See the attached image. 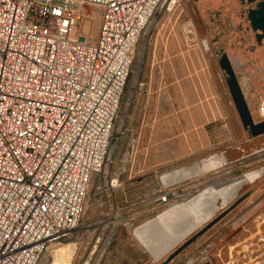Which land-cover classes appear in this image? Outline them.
<instances>
[{
	"label": "rangeland",
	"instance_id": "obj_1",
	"mask_svg": "<svg viewBox=\"0 0 264 264\" xmlns=\"http://www.w3.org/2000/svg\"><path fill=\"white\" fill-rule=\"evenodd\" d=\"M262 2L163 0L132 54L133 67L105 165V172L123 173L124 187L116 193L122 206L137 205L153 192L164 190L163 180L170 167L177 164L180 170L189 152L202 153L196 164L216 155L231 169L196 178L192 186L179 191L186 196L163 219L158 218L173 206L150 210L139 221L120 226L96 263L90 262L92 248L87 247L104 211V198L96 194L99 180L95 177L78 229L52 245L38 264H55L60 252L70 246L75 250L64 258H68L66 264H161L247 193L250 196L239 205L246 204L247 209L237 220L249 224L248 236L252 232L253 238L248 243L253 244V249L248 248L249 260L241 264H264V173L253 183L244 184L234 199L227 200L232 194L228 192L244 182V176L264 170V137H252L244 130L224 69L228 64L235 67L238 79H246L251 85L247 99L250 102L261 99L264 104V69H249L253 60L247 61L249 56L244 51L250 46V53L264 52L262 44L254 41L264 43V38L258 30L247 27L252 15L257 19L258 10L264 9L258 6ZM86 13L90 19L76 33L95 43L100 14L92 8ZM256 108L252 110L257 111ZM131 145L135 146L133 156ZM225 180L231 184L222 186ZM199 195L203 198L197 199ZM194 199H197L194 205H185ZM208 199H212L210 204ZM153 221L159 229L140 239L136 230ZM169 247L168 252L157 258L156 249L162 253ZM209 249L204 254L198 249L197 240L169 264H205L204 255L208 262L217 264ZM227 264L238 263L233 260Z\"/></svg>",
	"mask_w": 264,
	"mask_h": 264
},
{
	"label": "built area",
	"instance_id": "obj_2",
	"mask_svg": "<svg viewBox=\"0 0 264 264\" xmlns=\"http://www.w3.org/2000/svg\"><path fill=\"white\" fill-rule=\"evenodd\" d=\"M162 2L0 0V264H38L76 231L95 177L94 263L120 226L186 196L164 185L122 206L123 173L105 172L132 54ZM88 8L100 14L95 43L77 35Z\"/></svg>",
	"mask_w": 264,
	"mask_h": 264
},
{
	"label": "crops",
	"instance_id": "obj_3",
	"mask_svg": "<svg viewBox=\"0 0 264 264\" xmlns=\"http://www.w3.org/2000/svg\"><path fill=\"white\" fill-rule=\"evenodd\" d=\"M211 1H264V0H211ZM261 6H263V4ZM260 137H264V134L261 135ZM198 157H202V153L193 154L192 152H189L187 156L183 158V162L182 164H180L182 165V168L180 170H177V167L179 165L177 164L172 165V167H170L171 171L168 172V174L165 176V180H163L165 182L164 185L173 186L179 192L186 187L192 186L193 181L198 177L208 175L213 171H220L221 173V172H227L228 168L231 169V167L227 168V164L222 162V160L216 155L214 156V158H207L202 162H197L196 164L195 160ZM201 159L199 161H201ZM225 175H227V173H225L223 177H225ZM227 181L229 180L222 181L221 182L223 183L222 186L225 185L226 187L231 184V183H226ZM216 185L217 183L215 184V187H217ZM219 189L217 188L216 190L219 191ZM200 198L203 197L199 195L197 199ZM197 199L187 202L186 203L187 206L194 205L193 203L197 201ZM207 201L210 204L212 199H208ZM177 207L178 206H173L170 211L163 214L158 219L160 218L163 219L164 217H166L168 213H170L172 210H175ZM245 209H247L246 204L238 206L229 215H227L221 222L215 225L211 231H208L198 239V249L203 250L205 254V252H207V249L210 248L209 250L211 251V255L214 258L215 261L214 263L227 264L228 262H232L234 260L238 264H241L242 262L244 261L247 262L249 260L247 255L248 253L246 252L248 251V248L253 249L252 248L253 244L248 243L251 241V238H253V233L251 232V234L248 236L247 229L249 224L247 222L241 223L240 221L237 220ZM154 229L156 230L159 229V226H156L153 221L150 224H147L145 227H141L137 229L136 234L141 239V237L143 238V236L146 234L152 235V233H154ZM180 240L181 239L179 238L177 242H179ZM173 245L174 244L170 246L173 248ZM151 247L152 245L150 244L149 248ZM153 249L155 250V248ZM169 249L170 247L168 249H163L164 251L162 253H161V249L160 250L156 249L155 255H157V258L161 257L165 252H168ZM203 259L205 263L208 262L209 260V258H207V255H204Z\"/></svg>",
	"mask_w": 264,
	"mask_h": 264
},
{
	"label": "water",
	"instance_id": "obj_4",
	"mask_svg": "<svg viewBox=\"0 0 264 264\" xmlns=\"http://www.w3.org/2000/svg\"><path fill=\"white\" fill-rule=\"evenodd\" d=\"M264 5V2H262ZM225 76L227 79V85L229 88L230 95L232 97L233 103L238 112L241 123L244 127L246 133L251 135L252 137H258L264 134V114L259 116H255L247 103V100L244 96L243 89L237 77L236 68L231 66L230 64L224 67ZM250 193L245 194L241 198H239L235 203H233L229 208L223 211L219 216H217L213 221H211L208 225H206L202 230L188 239L185 243H183L176 251H174L163 263L161 264H169L174 258H176L183 250L188 248L194 242H196L200 237H202L205 233L210 231L215 225L221 222L227 215H229L233 210H235L241 203H243L248 197ZM115 233L112 235L114 237ZM109 244L106 246L105 251L109 247ZM104 251V252H105ZM205 264H211L206 262Z\"/></svg>",
	"mask_w": 264,
	"mask_h": 264
},
{
	"label": "trees",
	"instance_id": "obj_5",
	"mask_svg": "<svg viewBox=\"0 0 264 264\" xmlns=\"http://www.w3.org/2000/svg\"><path fill=\"white\" fill-rule=\"evenodd\" d=\"M261 5H262V3H261ZM261 5L259 4L258 6L261 7ZM263 8H264V5H263ZM260 10L261 11L258 10V14L255 15V16H257V19H254V15H252V17L249 20L251 23L247 27H252L255 30H258L257 33L259 32L261 34V36L264 38V9L260 8ZM254 41H256L255 43H257V44H262L260 46L263 47V49H264V43L263 42L262 43L258 42V40H254ZM248 48L249 49L244 48V49H246V50H244V51H246L245 54L247 56H249L248 57L249 60H247V61L253 60V62L252 63L250 62L249 66H248L249 69L252 70L254 67H256V68H254L255 70L256 69L258 70L260 68H262L261 70H263L264 68L262 67V65H264L263 64L264 63V57H263L264 52H262V53L251 52L250 53V46ZM246 55H244V56L246 57ZM250 58H251V60H250ZM259 65H261V67ZM257 100L262 102L261 99H257Z\"/></svg>",
	"mask_w": 264,
	"mask_h": 264
},
{
	"label": "bare ground",
	"instance_id": "obj_6",
	"mask_svg": "<svg viewBox=\"0 0 264 264\" xmlns=\"http://www.w3.org/2000/svg\"><path fill=\"white\" fill-rule=\"evenodd\" d=\"M264 173V170H260V171H257L255 173H251L250 175H246L244 176V182H240L238 184H236V186L234 187V189H230L231 192L229 191L228 194L232 193L231 196H229L227 199L228 201L231 200V199H234L237 195V192L239 191V189L244 185V184H250V183H253L254 181H256L257 179H259ZM190 204V203H189ZM175 205V204H174ZM187 205V204H186ZM173 206V205H172ZM177 209V208H176ZM75 249H74V246H70V247H66L64 248V250H62L60 252V256L57 258V260L55 261L56 263L55 264H66L65 263V260L67 261V259H64L66 256H71L74 252ZM65 251V252H64ZM57 256V255H56Z\"/></svg>",
	"mask_w": 264,
	"mask_h": 264
},
{
	"label": "flooded vegetation",
	"instance_id": "obj_7",
	"mask_svg": "<svg viewBox=\"0 0 264 264\" xmlns=\"http://www.w3.org/2000/svg\"><path fill=\"white\" fill-rule=\"evenodd\" d=\"M242 75V74H241ZM239 82L241 84V87L243 89V93H244V96L247 100V103L249 105V108L251 110V112L255 115V116H259L261 114H264V104L262 102H260L259 100L257 99H254L253 102H250L249 99H247L246 97V94H248V92L252 91L251 89V85L246 81V79H239ZM245 91L247 93H245ZM253 107H257L256 110L257 111H254L252 110ZM256 112V113H255Z\"/></svg>",
	"mask_w": 264,
	"mask_h": 264
}]
</instances>
